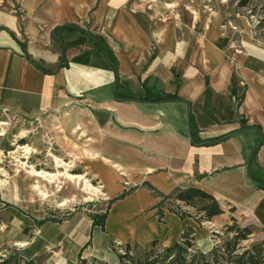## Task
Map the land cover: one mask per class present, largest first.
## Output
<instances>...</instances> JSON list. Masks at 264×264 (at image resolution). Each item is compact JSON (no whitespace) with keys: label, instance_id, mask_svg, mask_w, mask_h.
Wrapping results in <instances>:
<instances>
[{"label":"crops","instance_id":"0c3cea01","mask_svg":"<svg viewBox=\"0 0 264 264\" xmlns=\"http://www.w3.org/2000/svg\"><path fill=\"white\" fill-rule=\"evenodd\" d=\"M228 16L224 1L0 0V107L79 137L65 152L83 154L78 179L95 180L106 199L133 189L109 207L105 232L93 219L44 220L0 193V247L36 264L80 255L118 264L111 247L96 255V231L105 245L170 248L192 230L203 253L232 218L264 235V40L246 17L233 25ZM146 184L161 196L199 189L223 213L199 223L202 214L164 208L160 219Z\"/></svg>","mask_w":264,"mask_h":264},{"label":"rangeland","instance_id":"374dc122","mask_svg":"<svg viewBox=\"0 0 264 264\" xmlns=\"http://www.w3.org/2000/svg\"><path fill=\"white\" fill-rule=\"evenodd\" d=\"M163 1L178 2L182 6H212L219 1H224L228 6V21H231L233 25L238 23L239 16L246 17L253 22L254 26L264 18L262 8L264 0H260L258 4L251 3L244 8L238 7L241 0ZM252 10H256L254 15L251 14ZM55 126V121L50 125L45 121V117L30 119L0 107V193L9 202L44 220L69 221L78 217L86 221L104 214L110 200L106 199L99 184L86 176H83V179L70 180L65 175L67 173L78 177L84 174L80 167L83 164L81 159L83 154L65 152L66 145H79L83 142L79 137L67 131L64 125H62V131L56 129ZM35 171L55 177L38 178L34 175ZM62 174L64 175L60 176ZM37 183L44 195L33 190V186ZM89 186L92 190L96 188L98 191H91ZM153 191L159 200V208L162 202L161 193L155 188ZM186 212L196 213L192 209H187ZM254 229L255 234L243 243L244 247L264 241V235L258 228ZM224 232L225 230L220 231L223 239L234 236V234L227 236ZM119 235L121 239L125 238V234L119 233ZM102 238L101 230L96 231L93 243L96 246V255L106 257L110 247L115 251L118 245L113 248L109 245V240L105 245Z\"/></svg>","mask_w":264,"mask_h":264},{"label":"trees","instance_id":"16d2710c","mask_svg":"<svg viewBox=\"0 0 264 264\" xmlns=\"http://www.w3.org/2000/svg\"><path fill=\"white\" fill-rule=\"evenodd\" d=\"M260 0H241L238 7L244 8L249 6L251 3L258 4ZM264 14V4L262 5ZM256 10H252L251 14L254 15ZM58 31V30H56ZM256 38L264 40V18L258 21L255 25ZM109 57L111 55L109 52ZM116 63V61H115ZM33 64L40 69V66L33 62ZM238 82L236 74L233 75L231 80V92L237 94ZM176 85L179 86V82L176 81ZM209 83H207L206 96L210 94ZM245 93V92H244ZM244 93L238 98L241 101L244 98ZM166 100L165 98H160ZM173 99H178L174 97ZM243 127H246V122H241ZM192 142L194 145H200L196 138V132L198 128L192 120ZM228 137H223L217 142L223 141ZM261 146V142L256 147L253 157L255 158L258 148ZM250 178L254 181L255 179L250 174ZM260 189L264 190V184H259ZM151 190L153 188L146 184ZM133 192V189L124 191L117 198L110 200L106 212L100 216H94L93 226L101 227L105 230V221L108 216L109 207L112 203L118 200H122ZM177 203L183 204L186 207H191L196 211V214H202L201 218L197 221L199 223L209 222L212 218L221 215L223 212L219 207L217 200L196 188L188 189H176L169 196H162V202L159 205V216L162 219L164 215V208L168 209L185 219L188 217H194L188 212H184L177 205ZM44 221L38 222V225H42ZM192 230H188L182 236V240L170 248H163L162 245L155 241L152 242L147 248H140L137 246L119 245L118 249L114 252L117 253L119 258L118 264H264V241L251 245L250 247H244L243 243L247 242L250 237L254 234L250 228L241 227L237 220L232 218L231 222L225 228L224 234L227 236L234 234L232 238L223 239L220 234H213L216 242L213 249L208 253H203L196 248ZM217 239V240H216ZM113 248L115 244L111 245ZM122 250L124 253H120ZM0 264H36L34 260L26 261L21 258L15 249L7 247H0ZM78 264H108L97 258L84 259L80 255Z\"/></svg>","mask_w":264,"mask_h":264},{"label":"bare ground","instance_id":"6f19581e","mask_svg":"<svg viewBox=\"0 0 264 264\" xmlns=\"http://www.w3.org/2000/svg\"><path fill=\"white\" fill-rule=\"evenodd\" d=\"M59 129V128H58ZM34 175L38 178H44V177H51V178H54L55 176L53 175H50V174H46V173H41V172H37L35 171L34 172ZM64 174L60 175V176H63ZM66 177L70 180H74V179H78L79 177L77 176H73V175H70V174H67L65 173ZM1 185V184H0ZM33 190L37 191L38 193L43 194L41 191H40V186L38 185V183L36 185L33 186Z\"/></svg>","mask_w":264,"mask_h":264},{"label":"built area","instance_id":"2783aa9c","mask_svg":"<svg viewBox=\"0 0 264 264\" xmlns=\"http://www.w3.org/2000/svg\"><path fill=\"white\" fill-rule=\"evenodd\" d=\"M179 205H180V204L178 203V206H179ZM185 209H186V208H185ZM185 209H184V210H185ZM181 210L184 211L183 209H181ZM119 252H120V253H124L122 250H119Z\"/></svg>","mask_w":264,"mask_h":264}]
</instances>
